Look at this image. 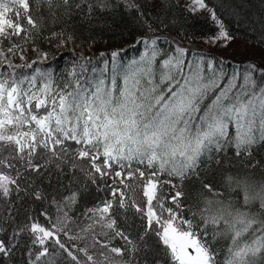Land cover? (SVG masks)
Returning a JSON list of instances; mask_svg holds the SVG:
<instances>
[{"label":"snow or ice","instance_id":"obj_1","mask_svg":"<svg viewBox=\"0 0 264 264\" xmlns=\"http://www.w3.org/2000/svg\"><path fill=\"white\" fill-rule=\"evenodd\" d=\"M119 3L0 0V200L6 219H13V193L55 208V216L40 212L46 224L25 209L26 222L7 244L0 240V264H11L25 238L26 264H264V159L253 156L264 145V68L249 63L242 74L234 66L229 75L222 60L217 68L214 57L195 50L189 58L174 37L159 35L178 24L168 17L178 0H159L157 14L123 0L147 30L136 37L143 50L127 62L120 48L110 51L111 59L100 52L103 67H97L93 57L75 52L82 45L69 23L73 9L87 5L80 23L91 29L94 9ZM217 7L228 5H183L214 22L217 33L205 43L226 46L232 37ZM57 24L59 31L49 30ZM41 36L48 50L36 45ZM89 37L91 48L98 37L90 31ZM161 40L174 49H161ZM257 42H264V22ZM29 48L36 58L29 60ZM61 50L71 55L58 75L45 62ZM229 148L243 158L235 174L220 168ZM215 172L222 173L219 189L208 179ZM163 174L179 181H165L168 195ZM45 181L53 188L50 200ZM89 185L107 195L74 215Z\"/></svg>","mask_w":264,"mask_h":264},{"label":"trees","instance_id":"obj_2","mask_svg":"<svg viewBox=\"0 0 264 264\" xmlns=\"http://www.w3.org/2000/svg\"><path fill=\"white\" fill-rule=\"evenodd\" d=\"M150 1L154 2L157 7L151 9ZM150 1L147 2V5H145L142 0H134L135 3L140 4L144 8L146 14H157L158 9L160 8L159 0ZM258 1L259 0H223V3L228 5V7H217L216 10L220 19L223 20L225 28L230 33L231 37H239L264 49V42H257L261 35V23L264 22V11L258 6ZM76 2H79V0H76ZM171 2L173 5H177L175 0H171ZM206 2L209 4V6L214 5L209 0H206ZM262 2L264 5V0H262ZM112 3L115 4L116 0H112ZM81 7L83 11L73 9L75 14L72 16L71 21H69V23L75 24L77 35L76 44L82 45V47H77L78 51H75L77 54H80L82 50L89 49L88 45L90 42V31L92 38L98 37L97 42L92 43V45H95L97 49L91 51L90 53L84 54V56L93 57V64H96L97 67H103V60L99 57V53H109L108 59H111L110 51L113 48L121 49L120 57L125 62L131 60L133 57H138V49L140 48L141 50L143 48V44H135L136 37L144 35L147 30L146 28H141L137 23V12L135 9L127 10L123 0H120L118 6L112 10L101 11L99 8H96L94 9L95 19L93 20V23L96 26L88 29V25L86 23H80L81 15H84L87 12V5L82 4ZM34 8L35 5L33 3V9ZM233 9H235L236 13H239L238 17H235L237 14L233 16L231 13ZM220 11L223 12V14H221ZM173 16H175L177 19L178 24L175 26L170 25L168 29H165L158 34L161 36L174 37L178 43H189L196 40L197 38L212 36L217 29L215 24L211 22L208 13L205 15L192 14L185 11L181 4H178V6L168 11L169 19H171ZM60 27V24H57L55 28H52V26L49 25V30L59 31ZM181 27L184 29L183 35L179 34ZM44 35H48V32H45ZM102 43H106L104 46L110 45L109 49L105 50L103 48L104 46L100 47ZM36 45L44 50L49 49V44L43 39V36L36 40ZM158 45L166 52H170L174 49L164 40L159 41ZM173 45L175 46V44ZM28 51H31V49L29 48ZM70 55L71 53L69 51L61 50L56 53L54 59L50 57L45 63L49 67L56 69L57 74L59 75L64 67L69 65ZM215 60L216 66L219 68L221 61L218 59ZM223 63L224 70L229 75L232 74L234 66H239V71L242 74L245 70L244 66L247 64L235 63L232 61H224ZM259 65V67L264 68V63H259ZM90 71L91 66H89V72ZM254 76L258 81H260L259 71H257ZM253 156L255 159H264V145L255 146L253 148ZM219 158L221 160L220 168L223 169L224 172H231L235 174L238 170H243V158H241V160H236L234 157V149L229 148L227 150V157L221 153ZM252 171L257 179L261 177V170L259 168H256ZM208 179L212 180L218 189L223 183L221 172L213 173L208 177ZM169 180H171L172 183H179V181L174 177H169L166 174L160 175L159 182L164 195H168L171 191V184L165 183V181ZM108 182L111 183V180L109 179ZM185 183L187 184L188 182L186 181ZM53 184H55V181H53ZM65 184H67V180L65 181ZM43 187L46 193L49 194L50 200L51 194H53V188L49 187L46 181L44 182ZM74 187H79V185H74ZM197 187H199L198 184ZM172 194H174V192ZM106 195L107 190L97 192L94 185H89L88 191L82 195L80 203L73 214L79 215L84 211L85 207H92L98 202V200L103 199ZM21 196L23 197V193H21ZM57 198H59V196H57ZM11 201L13 208L11 216L13 219H6L9 214L8 207L2 200H0V240H3L6 244L12 239L13 229L19 228L23 223L26 222L25 209H28L31 215L37 218L42 224L47 223L45 217L40 215V212L43 209L47 208L49 214L55 216V208L50 207L48 203L37 202L28 197H24L23 200H18L15 193H13ZM16 209H19V211L17 212ZM129 222L132 223V220L130 219ZM139 223L140 221L137 218L133 227L130 229V231L133 233V236L136 235V225H139ZM27 243L28 240L26 238L22 239L20 244L13 250L11 264H26L27 256L25 253ZM116 243L119 244L120 241L117 240ZM61 264H63V261H61Z\"/></svg>","mask_w":264,"mask_h":264},{"label":"rangeland","instance_id":"obj_3","mask_svg":"<svg viewBox=\"0 0 264 264\" xmlns=\"http://www.w3.org/2000/svg\"><path fill=\"white\" fill-rule=\"evenodd\" d=\"M144 2L145 5H147V2H149L150 0H142ZM177 3V0H175ZM211 1L214 5H216L217 0H209ZM186 3V0H178V4H181L182 6ZM258 6L263 9L264 11V7H262L263 2L262 0H259L257 2ZM150 6L151 9L156 8L157 5L150 1ZM219 8V7H218ZM221 12V11H220ZM231 12V11H230ZM233 14V16H235V14H237L235 17H238L239 13H236L235 11L231 12ZM197 15H205L207 14L206 11L201 10L197 13H195ZM221 14H223V12H221ZM212 23H214L213 21H211ZM217 33V29L215 31V33L212 35L214 36ZM211 37V36H208ZM208 37H204V38H197L196 40L192 41V42H179L182 46L186 47L187 49H189L188 51V57L191 58L192 56V52L193 50L200 52L202 54H205L207 56L210 57H214L215 59H218L219 61H232L235 63H241V64H255L257 66V69H260L261 67H259V63H264V49L254 45L253 43H250L244 39H241L239 37L233 36L232 39L230 41L227 42L226 46H221L223 42H218L217 44H211V43H205L206 38ZM106 43H102L100 47H103ZM135 44H137L135 42ZM142 44V43H140ZM159 44V42H158ZM173 48L175 47L174 45H171ZM110 47V45H106L103 48L105 50H108ZM96 46L91 45V48L87 49V50H82L83 54L86 53H90L93 50H96ZM102 50V49H100ZM103 50V51H105ZM143 50V48L140 50V48L138 49V56L140 54V52ZM75 51H78V48H75ZM26 55L28 56L29 60L36 58L37 53L32 52V51H27ZM17 63H19V60L17 59L16 61ZM246 64V65H247Z\"/></svg>","mask_w":264,"mask_h":264}]
</instances>
